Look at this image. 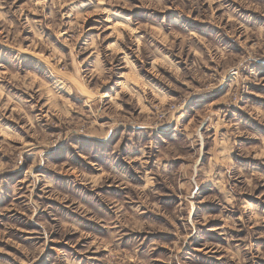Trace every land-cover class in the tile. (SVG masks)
Returning <instances> with one entry per match:
<instances>
[{
  "label": "rangeland",
  "instance_id": "obj_1",
  "mask_svg": "<svg viewBox=\"0 0 264 264\" xmlns=\"http://www.w3.org/2000/svg\"><path fill=\"white\" fill-rule=\"evenodd\" d=\"M0 264H264V0H0Z\"/></svg>",
  "mask_w": 264,
  "mask_h": 264
},
{
  "label": "crops",
  "instance_id": "obj_2",
  "mask_svg": "<svg viewBox=\"0 0 264 264\" xmlns=\"http://www.w3.org/2000/svg\"><path fill=\"white\" fill-rule=\"evenodd\" d=\"M202 142V141H201ZM202 144V143H201Z\"/></svg>",
  "mask_w": 264,
  "mask_h": 264
}]
</instances>
